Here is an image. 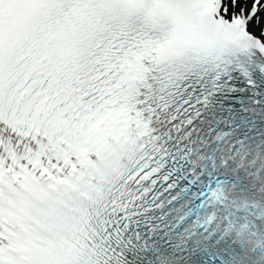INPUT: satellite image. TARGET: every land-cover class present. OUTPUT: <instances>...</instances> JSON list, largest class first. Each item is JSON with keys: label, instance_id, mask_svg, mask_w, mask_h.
Instances as JSON below:
<instances>
[{"label": "snow or ice", "instance_id": "snow-or-ice-1", "mask_svg": "<svg viewBox=\"0 0 264 264\" xmlns=\"http://www.w3.org/2000/svg\"><path fill=\"white\" fill-rule=\"evenodd\" d=\"M0 264H264V0H0Z\"/></svg>", "mask_w": 264, "mask_h": 264}]
</instances>
